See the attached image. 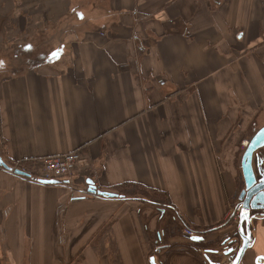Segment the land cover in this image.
<instances>
[{"label": "crops", "instance_id": "crops-1", "mask_svg": "<svg viewBox=\"0 0 264 264\" xmlns=\"http://www.w3.org/2000/svg\"><path fill=\"white\" fill-rule=\"evenodd\" d=\"M18 33L31 66L0 67V158L78 151L88 166L49 187L0 167V264H231L217 248L236 241L243 143L264 127L248 137L264 120V0H0V64ZM126 184L162 193L178 233L119 198ZM250 222L240 264H264V216Z\"/></svg>", "mask_w": 264, "mask_h": 264}, {"label": "water", "instance_id": "water-1", "mask_svg": "<svg viewBox=\"0 0 264 264\" xmlns=\"http://www.w3.org/2000/svg\"><path fill=\"white\" fill-rule=\"evenodd\" d=\"M264 149V127L256 131L254 136L247 142V145L243 151L241 161H240V171L241 176L243 179V184L245 187V190L241 193L240 196H238V202L241 208V212L238 216V235L242 238V245L239 247L238 253L236 258L233 260L231 264H240V262L243 260V257L246 253V251L249 249L250 246V221L252 218V213L254 212H261L264 211V184L257 183L256 180V174L253 165V160H256V167L259 166L257 164L256 153L259 150ZM0 167L3 168L6 171H9L10 169L7 168V165H5L0 158ZM257 172H260V169H256ZM15 175L18 177H24L25 175L19 171H15ZM26 177V176H25ZM61 181L51 180H37V183L40 185L45 186H56L59 185ZM87 190L86 194L88 196H97L102 198H108V199H116L117 196L115 194H109V193H102L97 190H95V186L90 180H87L86 182ZM246 194V198L244 199V196ZM254 217V216H253ZM191 242L193 243H199L202 241L201 237H194L190 238ZM258 264V263H257Z\"/></svg>", "mask_w": 264, "mask_h": 264}, {"label": "rangeland", "instance_id": "rangeland-1", "mask_svg": "<svg viewBox=\"0 0 264 264\" xmlns=\"http://www.w3.org/2000/svg\"><path fill=\"white\" fill-rule=\"evenodd\" d=\"M9 34V33H8ZM16 33H13L12 35H15ZM19 34L20 33H18V47H17V49H16V52H15V47L16 46H14V47H12L11 48V50H13V52H11V53H13V54H16V61L15 62H12L11 64H9V63H2V64H0V67L4 70V69H7V68H9L10 66H13L17 71H23V70H27V69H29V67L31 66L29 63H27L26 62V60L22 57V56H25L26 54H28L29 53V49H27V46H25V45H21V42H22V44L24 43V39H25V36H23V37H21V36H19ZM8 37H9V35H8ZM3 41H7V38H5V36H3ZM15 38H16V35L14 36V38L12 37L11 39L12 40H14L15 41ZM47 37H45V38H43L42 39V37H38L37 36V38H34L35 40H38L37 42L35 41L34 43H35V46H34V48H35V50H37L35 53H43L45 50H49V48H46L45 46H46V43L45 42H48V39H46ZM8 42V41H7ZM4 48H5V51H4ZM26 48V49H25ZM31 48V47H30ZM32 49V48H31ZM8 50V47H3V51H4V53L6 52ZM46 51V52H47ZM51 52H53V50H51L50 51V55H52L51 54ZM18 53V54H17ZM48 53V52H47ZM6 54V53H5ZM5 72V71H4ZM262 125H264V120L263 119H261V117L259 118V119H257V125L256 126H252L250 129H249V134H248V137H250L253 133H254V131L256 130V129H258L259 127H261ZM243 151H244V148H243ZM256 158H258V159H260L261 161L263 160L264 161V149H262V150H259L257 153H256ZM40 164H39V162L38 161H34L33 162V160L31 161V162H29V164H23L22 165V167H24L25 169H26V171L27 172H30L32 175H34V176H37V175H40V173H41V171H40ZM262 168H264V165L262 166ZM76 181V180H75ZM78 182V181H77ZM243 183V181H242V176H241V173H240V177H239V188L241 189V187H242V184ZM239 189V190H240ZM146 192H144V195L146 196V198L145 199H147L148 200V202L146 201V203L145 204H147L146 206L147 207H144L143 209H151V211H152V213H153V215H157V216H159V212L162 210L163 212L162 213H164V217H165V223H164V226L166 227L167 225L166 224H168L167 223V221L169 222V221H171L172 222V214H171V212H169V210L167 209V208H165V206H157V204H151L153 201H155V202H160L161 200L160 199H162V197L161 196H159V195H156V194H148V193H146ZM230 223H232V222H230ZM181 228V227H180ZM234 229V228H233ZM184 233H185V231H184ZM180 234V233H179ZM238 233L235 231V229H234V231L230 234L231 235V237H230V240H232L233 239V237H235L236 238V241H231V243H229L228 245H224V243L223 244H220V246L217 248L218 249V251L220 252V254L219 255H217V261H219V260H223V258H224V256L226 255V256H231V258L232 259H230L232 262H233V260L236 258V256H237V253H238V250H239V247H241V246H239V244H238V242H239V240H238V235H237ZM155 239V238H154ZM196 250V251H195ZM206 249H204V248H195L194 249V251H195V254L196 255H198L199 256V258L200 259H203L204 258V256H206L207 254L205 253L206 251H205ZM232 251L229 255H227L228 254V252L229 251ZM206 254V255H205ZM158 259H163V253H162V255H160L159 257H158ZM230 261V262H231Z\"/></svg>", "mask_w": 264, "mask_h": 264}, {"label": "built area", "instance_id": "built-area-1", "mask_svg": "<svg viewBox=\"0 0 264 264\" xmlns=\"http://www.w3.org/2000/svg\"><path fill=\"white\" fill-rule=\"evenodd\" d=\"M243 144L245 145V143ZM34 161H38L40 164V175L34 176L30 172H27L26 169L22 167L23 164L21 163H16L13 166H7V168L10 169L7 172L11 175L16 176L15 171H19L26 176L25 178L31 179L34 182H36L37 180L62 181L65 178L74 176L75 172L78 169L88 166V162L85 161V158H83L81 153L78 151L46 156L38 160H33V162ZM241 208L242 206L238 204L234 209H232V218H238L241 212ZM185 235L187 237L195 236L193 232H190L188 230L185 231Z\"/></svg>", "mask_w": 264, "mask_h": 264}, {"label": "trees", "instance_id": "trees-1", "mask_svg": "<svg viewBox=\"0 0 264 264\" xmlns=\"http://www.w3.org/2000/svg\"><path fill=\"white\" fill-rule=\"evenodd\" d=\"M118 189V197L121 198V199H128V200H139V201H142V202H148L146 198V196L144 195V192L146 193H152V194H156V195H159L162 197V199H160L161 201L160 202H155L153 201L151 204H157V206H167V202L166 200L164 199L165 196H163L162 193H159V192H154V191H149V190H145L144 188H141L140 186H137V185H134V184H126L124 186H121L120 188H117ZM145 193V194H146ZM166 228H165V232L168 234L171 233L169 230L173 231V234H177L178 233V230L176 228V225L174 222H171L169 221L168 224H166ZM176 232V233H175ZM172 234V235H173Z\"/></svg>", "mask_w": 264, "mask_h": 264}, {"label": "flooded vegetation", "instance_id": "flooded-vegetation-1", "mask_svg": "<svg viewBox=\"0 0 264 264\" xmlns=\"http://www.w3.org/2000/svg\"><path fill=\"white\" fill-rule=\"evenodd\" d=\"M255 161L256 160H253V165H254V169H253V171H255V174H256V180H257V183H259V184H264V168H262V166L264 165V161L262 160H260V159H257V164L259 165V166H257L256 167V163H255ZM257 168H259L260 169V172L258 173L257 172ZM242 181H243V179H242ZM244 183V182H243ZM242 183V184H243ZM245 190V187H244V184L242 185V187H241V189H240V191L238 192V196H240L241 195V193L243 192ZM238 196H236V197H238ZM244 196V199L246 198V194L245 195H243ZM239 198V197H238ZM260 214H262V216H264V211H259V212H254V213H252V217L254 216H258V215H260ZM230 253H231V250H230Z\"/></svg>", "mask_w": 264, "mask_h": 264}, {"label": "bare ground", "instance_id": "bare-ground-1", "mask_svg": "<svg viewBox=\"0 0 264 264\" xmlns=\"http://www.w3.org/2000/svg\"><path fill=\"white\" fill-rule=\"evenodd\" d=\"M247 145V142H245V146Z\"/></svg>", "mask_w": 264, "mask_h": 264}]
</instances>
